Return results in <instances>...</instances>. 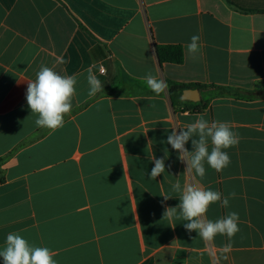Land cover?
<instances>
[{
  "label": "crops",
  "instance_id": "obj_1",
  "mask_svg": "<svg viewBox=\"0 0 264 264\" xmlns=\"http://www.w3.org/2000/svg\"><path fill=\"white\" fill-rule=\"evenodd\" d=\"M156 46L181 47L183 61L159 63ZM42 64L78 81L55 131L36 126L25 98ZM89 68L104 83L95 96ZM148 72L164 93L140 79ZM171 85L185 87L174 102ZM200 116L241 137L231 164H206L203 179L166 142ZM165 149L166 171L151 180ZM0 159V249L17 232L58 264H264V0H0ZM177 180L235 192L206 215L237 212L240 231L204 241L163 218L180 203Z\"/></svg>",
  "mask_w": 264,
  "mask_h": 264
},
{
  "label": "clouds",
  "instance_id": "obj_2",
  "mask_svg": "<svg viewBox=\"0 0 264 264\" xmlns=\"http://www.w3.org/2000/svg\"><path fill=\"white\" fill-rule=\"evenodd\" d=\"M200 49V37L193 35L187 44V52L196 59ZM100 71L103 72L104 69L101 68ZM140 79L156 95L164 93L168 87L163 79L152 72L146 73ZM77 82L76 75H62L53 67L44 64L40 66L35 79L27 81L25 94L31 113L38 117L35 120L37 127L55 131L64 126L66 115L72 111ZM87 84L89 96L104 92V83L92 68L87 70ZM240 139L239 133L233 131L230 121L209 122L200 116L184 127L173 128L166 142L178 153V158L186 163V172L194 173L203 179L207 174L206 164L216 172H222L231 164V157L226 150L238 146ZM189 141L192 151L186 147ZM164 151V157L152 158L154 166L150 173L151 180H156L166 171L167 149ZM172 190L180 193V203L175 207H167L163 218L182 219L186 222L184 228L189 233L195 231L204 241H214L217 235L231 239L240 231L237 212H230L217 220H210L206 215L210 205L214 203L219 202L221 206L228 207L230 199L236 198L235 192L224 196L220 191L206 189L197 184H187L181 189L178 180L172 185ZM164 198L167 200L171 196ZM54 256L55 253L50 248L30 244L17 232L8 233L4 246L0 249L3 264H58Z\"/></svg>",
  "mask_w": 264,
  "mask_h": 264
},
{
  "label": "trees",
  "instance_id": "obj_3",
  "mask_svg": "<svg viewBox=\"0 0 264 264\" xmlns=\"http://www.w3.org/2000/svg\"><path fill=\"white\" fill-rule=\"evenodd\" d=\"M156 57L159 63H172L180 64L183 61V51L179 46H156L155 47ZM185 87L183 85H171L169 93L171 99L174 102L172 94L175 92L180 93ZM201 109H204L202 106ZM2 159H0L1 161Z\"/></svg>",
  "mask_w": 264,
  "mask_h": 264
},
{
  "label": "water",
  "instance_id": "obj_4",
  "mask_svg": "<svg viewBox=\"0 0 264 264\" xmlns=\"http://www.w3.org/2000/svg\"><path fill=\"white\" fill-rule=\"evenodd\" d=\"M195 91H191V90H188V91H185V94L182 96V98L184 100H188V101H195V98H194V93ZM197 93H199V91L197 90L196 91Z\"/></svg>",
  "mask_w": 264,
  "mask_h": 264
},
{
  "label": "built area",
  "instance_id": "obj_5",
  "mask_svg": "<svg viewBox=\"0 0 264 264\" xmlns=\"http://www.w3.org/2000/svg\"><path fill=\"white\" fill-rule=\"evenodd\" d=\"M101 72V71H100ZM104 72V71H103ZM103 72H101V73H103Z\"/></svg>",
  "mask_w": 264,
  "mask_h": 264
}]
</instances>
